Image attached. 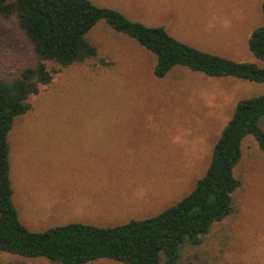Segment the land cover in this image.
Instances as JSON below:
<instances>
[{
    "label": "rangeland",
    "instance_id": "374dc122",
    "mask_svg": "<svg viewBox=\"0 0 264 264\" xmlns=\"http://www.w3.org/2000/svg\"><path fill=\"white\" fill-rule=\"evenodd\" d=\"M89 1L146 27L160 25L201 52L264 67L248 47L252 32L264 26V0ZM87 39L97 57L61 69L49 64L57 70L52 81L29 98L31 110L16 119L8 135L12 202L31 232L72 223L115 227L161 214L190 194L205 174L236 104L264 94V83L210 77L184 66L156 78L154 55L103 20ZM34 62L33 47L14 19L0 17V78L12 79ZM86 120L130 123L123 142L127 156L114 159L112 174L149 187V199L107 200V209L92 202L101 207L97 211L91 205L93 212L41 206L40 188L55 184L58 170L68 182L80 179L79 173L64 172L78 159L63 151L76 141L71 133L76 129L62 122ZM260 126L264 130V121ZM234 174L240 187L232 194V213L214 223L198 244L185 243L177 264H264V153L250 136L242 143ZM122 206L132 217L119 212ZM0 264L59 263L3 252ZM85 264L123 263L98 259Z\"/></svg>",
    "mask_w": 264,
    "mask_h": 264
},
{
    "label": "trees",
    "instance_id": "16d2710c",
    "mask_svg": "<svg viewBox=\"0 0 264 264\" xmlns=\"http://www.w3.org/2000/svg\"><path fill=\"white\" fill-rule=\"evenodd\" d=\"M264 15V2L262 6ZM0 17L14 19L30 41L32 66L12 79L0 78V253L45 258L59 264H85L108 259L123 264H177L185 243L198 244L214 223L232 213V194L240 187L234 169L242 143L252 137L264 153V94L240 100L215 143L205 174L193 191L161 214L100 228L68 224L42 233L19 220L12 202L8 135L17 118L31 110L29 98L50 84L56 69L97 57L87 34L101 20L135 40L155 57L153 74L163 78L174 66L210 77H232L264 83V67L233 62L201 52L172 38L163 28L132 22L119 12L89 0H0ZM249 50L264 62V26L252 32Z\"/></svg>",
    "mask_w": 264,
    "mask_h": 264
},
{
    "label": "crops",
    "instance_id": "0c3cea01",
    "mask_svg": "<svg viewBox=\"0 0 264 264\" xmlns=\"http://www.w3.org/2000/svg\"><path fill=\"white\" fill-rule=\"evenodd\" d=\"M163 28L154 26L151 28ZM62 124H69L76 129L71 132L76 139L75 142L63 147V151L72 153L78 159L73 162L74 167L64 172L66 175L72 174L80 179L73 182L64 180L61 170L56 172V183L48 185L47 188H40L38 199L42 202V207L46 210L56 208L91 209L92 202H100L102 209H107V200L118 199L129 202L135 200L149 199V187L135 185V179L127 178L121 180L114 178L112 165L114 159H118L121 153L127 156L125 140L129 137V122L107 121V120H86L68 121ZM80 157L77 158V155ZM92 206L96 207V204ZM135 207V206H134ZM142 207V205L140 206ZM122 215L132 217L126 206L118 207ZM101 211V207H96ZM63 211H59L62 213ZM118 213V212H116ZM77 224V223H72Z\"/></svg>",
    "mask_w": 264,
    "mask_h": 264
}]
</instances>
